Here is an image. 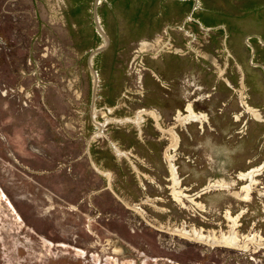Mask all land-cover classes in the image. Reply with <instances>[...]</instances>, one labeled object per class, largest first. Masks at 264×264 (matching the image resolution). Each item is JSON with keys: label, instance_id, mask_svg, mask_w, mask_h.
<instances>
[{"label": "rangeland", "instance_id": "1", "mask_svg": "<svg viewBox=\"0 0 264 264\" xmlns=\"http://www.w3.org/2000/svg\"><path fill=\"white\" fill-rule=\"evenodd\" d=\"M121 11L95 154L99 5L0 0V264H264V51L170 0ZM189 104L204 119L179 121Z\"/></svg>", "mask_w": 264, "mask_h": 264}, {"label": "water", "instance_id": "2", "mask_svg": "<svg viewBox=\"0 0 264 264\" xmlns=\"http://www.w3.org/2000/svg\"><path fill=\"white\" fill-rule=\"evenodd\" d=\"M93 1L99 5L96 154L116 120L127 43L125 0ZM170 1L202 23L207 18L211 24H204L230 42L264 51V0Z\"/></svg>", "mask_w": 264, "mask_h": 264}, {"label": "bare ground", "instance_id": "3", "mask_svg": "<svg viewBox=\"0 0 264 264\" xmlns=\"http://www.w3.org/2000/svg\"><path fill=\"white\" fill-rule=\"evenodd\" d=\"M95 79H96V76H95ZM95 84H97V80H95ZM144 112V111H143ZM143 112L139 113V115L136 117L135 119V122L137 123H140L141 121L144 120V117L142 116L143 115ZM149 116H153L155 119L159 120V116L155 113V112H146ZM205 115L203 114H198L197 112H195V110L193 109L192 105L189 104L187 106V115L186 116H183L182 114L179 113V115L177 116V119L179 121H182L186 124L188 123H193V122H199L201 121L202 119H204ZM130 121V120H128ZM203 122V121H202ZM174 129V128H173ZM165 133H169L170 135V138H171V148L173 150H176L177 148V139L175 137V132L170 130V131H164ZM171 150V149H170ZM172 166V165H171ZM173 167V166H172ZM173 173H174V170H173ZM253 172H249V173H246V174H243L241 175V177H250V176H253L252 175ZM178 178V177H177ZM246 179V178H245ZM212 187H215V188H223V185L221 184H212ZM174 188V187H173ZM233 217V216H232ZM231 217V218H232ZM180 232H182L183 234L185 235H188V236H191V237H195L196 239H198L199 241H204V242H209V243H218L220 240L217 239V238H213V237H209V236H205L204 234H201L199 232H185L184 230H180ZM226 237V235H225ZM235 238V237H234ZM245 240V239H244ZM231 242V244H237L235 241L233 240H229ZM250 240H248L249 242ZM256 241V240H255ZM224 242H227V241H224ZM223 242V243H224ZM235 242V243H234ZM246 243V242H245ZM239 244V243H238ZM123 250V249H122Z\"/></svg>", "mask_w": 264, "mask_h": 264}, {"label": "trees", "instance_id": "4", "mask_svg": "<svg viewBox=\"0 0 264 264\" xmlns=\"http://www.w3.org/2000/svg\"><path fill=\"white\" fill-rule=\"evenodd\" d=\"M150 1H151V4H154V0H150ZM127 4H128V2H127ZM135 15H137V13H136ZM202 21H203L205 24L208 23V19H207V18H205V19L203 18ZM216 22H218V21H216ZM216 22H215V23H216ZM208 24H211V23L209 22Z\"/></svg>", "mask_w": 264, "mask_h": 264}]
</instances>
